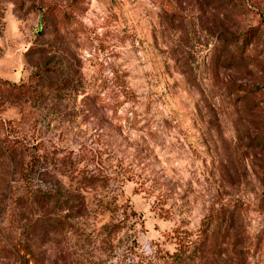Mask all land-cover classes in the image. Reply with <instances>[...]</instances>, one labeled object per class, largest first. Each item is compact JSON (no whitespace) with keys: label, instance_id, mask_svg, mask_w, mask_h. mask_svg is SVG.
<instances>
[{"label":"rangeland","instance_id":"374dc122","mask_svg":"<svg viewBox=\"0 0 264 264\" xmlns=\"http://www.w3.org/2000/svg\"><path fill=\"white\" fill-rule=\"evenodd\" d=\"M176 255L264 264V0H0V264Z\"/></svg>","mask_w":264,"mask_h":264},{"label":"trees","instance_id":"16d2710c","mask_svg":"<svg viewBox=\"0 0 264 264\" xmlns=\"http://www.w3.org/2000/svg\"><path fill=\"white\" fill-rule=\"evenodd\" d=\"M15 89H18V90H25V92H28V91H31V88L29 86V84H26V83H22V84H19L18 86H13ZM27 196L29 198V200H36V201H40V202H57L59 203V198H58V191H55L52 189H47V190H42L40 188H36V189H33V188H30L27 192ZM29 205H31V203H29ZM179 251H183L185 252L184 250H179ZM174 257H175V263L176 261L179 262V263H176V264H184L183 261H184V258L182 257V255H176V256H171V259L174 260Z\"/></svg>","mask_w":264,"mask_h":264}]
</instances>
